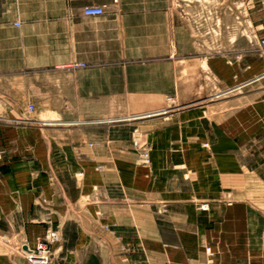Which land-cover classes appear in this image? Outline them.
<instances>
[{
    "label": "crops",
    "instance_id": "1",
    "mask_svg": "<svg viewBox=\"0 0 264 264\" xmlns=\"http://www.w3.org/2000/svg\"><path fill=\"white\" fill-rule=\"evenodd\" d=\"M73 2L0 0V117L26 107L28 67L48 70L28 39L59 36L53 6ZM117 116L66 141L1 126L0 231L47 237L63 264H264V97L211 118L180 114L154 130L139 168L123 159Z\"/></svg>",
    "mask_w": 264,
    "mask_h": 264
},
{
    "label": "rangeland",
    "instance_id": "2",
    "mask_svg": "<svg viewBox=\"0 0 264 264\" xmlns=\"http://www.w3.org/2000/svg\"><path fill=\"white\" fill-rule=\"evenodd\" d=\"M73 1L53 6L59 36L28 39L48 70L28 67L27 105L18 117H0V127H37L43 140H77L83 128L96 132L116 113L123 159L139 168L151 163L154 130L179 123L180 114L211 118L264 97V79L231 89L264 71V0ZM89 5H102L104 13L86 16ZM104 71L111 73L107 82ZM17 233L0 231V264H31L30 250L46 238L31 243ZM48 245L51 264H63L56 244Z\"/></svg>",
    "mask_w": 264,
    "mask_h": 264
},
{
    "label": "built area",
    "instance_id": "3",
    "mask_svg": "<svg viewBox=\"0 0 264 264\" xmlns=\"http://www.w3.org/2000/svg\"><path fill=\"white\" fill-rule=\"evenodd\" d=\"M104 13V7L102 5H89L84 9V14L86 16H100ZM17 25H20V22H16ZM261 46L264 48V39L261 41ZM29 109H33L31 105ZM2 154L0 152V158ZM49 241L47 237L38 241V244L35 248L30 250L28 259L31 264H51L52 262V253L49 247Z\"/></svg>",
    "mask_w": 264,
    "mask_h": 264
},
{
    "label": "bare ground",
    "instance_id": "4",
    "mask_svg": "<svg viewBox=\"0 0 264 264\" xmlns=\"http://www.w3.org/2000/svg\"><path fill=\"white\" fill-rule=\"evenodd\" d=\"M158 109V108H157ZM160 110H161V108H160ZM157 111H159V110H154V111H147V112H145L146 114H149V115H151V113H153V112H157ZM140 113V112H139ZM144 113V112H143ZM50 116H51V114H50ZM131 116H132V114H131ZM128 117H130V116H128ZM135 117H137V116H135ZM50 118H52V117H50ZM46 122L47 121H54V120H52V119H44ZM59 121V120H58ZM64 122V121H63ZM62 121L60 122V123H63Z\"/></svg>",
    "mask_w": 264,
    "mask_h": 264
}]
</instances>
